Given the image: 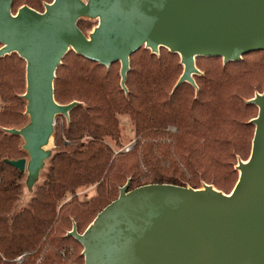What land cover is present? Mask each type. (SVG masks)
<instances>
[{"label":"water","instance_id":"95a60500","mask_svg":"<svg viewBox=\"0 0 264 264\" xmlns=\"http://www.w3.org/2000/svg\"><path fill=\"white\" fill-rule=\"evenodd\" d=\"M13 6L0 0V58L17 54L26 62L28 121L4 132L22 139L27 157L6 163L26 174L24 189L34 196L55 155L57 117L69 123L82 105L55 99L57 70L70 52L108 68L119 63L127 94L131 57L142 48L179 55L184 70L173 92L184 83L198 92V58L221 57L226 65L264 51V0H53L43 12L25 5L16 13ZM82 20L97 25L86 34ZM248 103L259 112L250 122L252 150L238 161L230 193L208 184L130 190L129 181L84 233L76 225L68 233L85 264H264V92Z\"/></svg>","mask_w":264,"mask_h":264},{"label":"trees","instance_id":"16d2710c","mask_svg":"<svg viewBox=\"0 0 264 264\" xmlns=\"http://www.w3.org/2000/svg\"><path fill=\"white\" fill-rule=\"evenodd\" d=\"M42 1L14 0L13 10L22 2L37 10ZM78 26L86 32L83 20ZM162 49L160 57L144 48L131 57L127 94L119 63L108 68L75 52L63 59L55 99L82 105L71 111L68 125L57 124L55 155L44 182L16 215L25 174L6 160L27 154L22 139L4 129L26 124L21 98L26 62L17 54L0 58V264H83V247L68 233L74 225L84 233L129 181L130 190L148 184L199 189L201 180L233 190L239 178L236 159L247 160L252 150L250 122L258 108L248 103V92L257 81L256 68H264V51L226 65L221 57L198 58V64H206L204 75L196 77L198 92L187 83L173 92L182 74L179 55ZM121 116L130 119L136 142L117 153L107 139L124 147ZM170 127L177 131L169 132ZM89 187H96V196L81 201L78 191Z\"/></svg>","mask_w":264,"mask_h":264},{"label":"rangeland","instance_id":"374dc122","mask_svg":"<svg viewBox=\"0 0 264 264\" xmlns=\"http://www.w3.org/2000/svg\"><path fill=\"white\" fill-rule=\"evenodd\" d=\"M21 1V0H20ZM22 1H26V0H22ZM53 2V0H43L42 1V3H41V5L39 4L38 5V8H37V11H39V12H43L44 10H45V4H49V3H52ZM25 5H27V6H29V4H27V2H22V3H20V4H18L16 7H15V9L13 10V13H16L17 12V10L20 8V7H22V6H25ZM29 7H31V6H29ZM32 8V7H31ZM83 22L87 25V29L85 30L86 32V34L87 33H89L92 29H93V27L94 26H96L97 25V23L96 22H93V21H88V20H83ZM162 50L163 49H161L160 50V54L159 55H157L158 57H160L161 56V54H162ZM164 50H166V49H164ZM150 51V50H149ZM151 52V51H150ZM247 56V55H246ZM245 57V56H244ZM243 57V58H244ZM243 58H241V60L243 59ZM178 61H179V64L181 65V59H180V57L178 58ZM257 61H260L261 62V64H262V61H263V59L260 57L259 59H257ZM204 65H206V64H204V62H201V64H198L197 63V67H198V69L201 71V73H202V75H204V73H203V71H202V67L204 66ZM181 67H182V74H183V70H184V68H183V66L181 65ZM260 68V67H259ZM259 68H256V78H257V81H253V87H251V90H249V96L250 97H252V99L256 96V94H258V93H260V94H262L263 92H264V68L263 69H259ZM120 70H121V66H120V64H119V68H118V74H119V77H120ZM181 74V75H182ZM201 75V76H202ZM181 77V76H180ZM197 77V76H196ZM196 77H195V81H196ZM121 79V78H120ZM196 84H197V82H196ZM23 87H24V90H23V93H25V90H26V68H25V77H24V79H23ZM197 91V90H196ZM1 107H2V103H1V100H0V109H1ZM24 112H25V101H24ZM259 113V112H258ZM258 113H257V115H256V117L258 116ZM255 117V118H256ZM26 119H25V121L27 122L28 121V118L27 117H25ZM119 119H120V122H121V128H122V141H123V148L121 149V147H117L116 145H115V143L111 140V139H107V142L112 146V149L114 150V151H116L117 153L118 152H121V151H124L127 147H129V146H133L134 144H135V142H136V138H135V134H134V132H133V128H132V125H131V122H130V119L127 117V116H121V117H119ZM252 121V120H251ZM57 124H59V125H64V124H67L68 125V122H67V120L65 119V118H63V119H60L59 121H57L56 120V126H57ZM255 127V126H254ZM168 131L169 132H176L177 131V129L176 128H174V127H170L169 129H168ZM120 148V149H119ZM54 151H55V144L53 145V148H52ZM251 155V154H250ZM27 157V155L25 156V158ZM250 157V156H249ZM249 157H248V159H249ZM247 159V160H248ZM239 160H242V161H247V160H245V159H243V158H241V157H237V159H236V162H235V164H236V166H237V164H238V161ZM49 166L50 165H48V168H47V170L49 169ZM47 170H46V172H47ZM239 173V172H238ZM25 177H26V174H25ZM43 182H44V178H43V181H40V184L36 187V190H35V193H36V191H37V189L40 187V186H42V184H43ZM204 184H208V183H206L204 180H201L200 181V186H199V188H202L203 187V185ZM208 185H214V184H208ZM188 187H191V186H189V185H187ZM124 187V186H123ZM24 189V188H23ZM96 187H89V188H82V189H80L79 191H78V198L81 200V201H87V200H89V199H91L92 197H95L96 196ZM224 192V191H223ZM231 192V191H230ZM230 192H224V193H230ZM118 196H119V193H118V195H117V198H118ZM34 197V194L32 193V192H30L29 190H27L26 189V187H25V189H24V191H23V194H22V196H21V198L19 199V201L17 202V204L15 205V207H14V211H13V214H18V213H20L21 211H23L25 208H27L28 206H29V204H30V202H31V200H32V198ZM85 232V231H84ZM82 252H83V248H82V250H81ZM82 252L80 253V255H81V257H82ZM83 264H85V261H84V258H83Z\"/></svg>","mask_w":264,"mask_h":264},{"label":"built area","instance_id":"2783aa9c","mask_svg":"<svg viewBox=\"0 0 264 264\" xmlns=\"http://www.w3.org/2000/svg\"><path fill=\"white\" fill-rule=\"evenodd\" d=\"M131 148H132V146H129V147H127V148L125 149V151H129ZM22 261H23V257H19V258L17 259V262H19V263H21Z\"/></svg>","mask_w":264,"mask_h":264},{"label":"bare ground","instance_id":"6f19581e","mask_svg":"<svg viewBox=\"0 0 264 264\" xmlns=\"http://www.w3.org/2000/svg\"><path fill=\"white\" fill-rule=\"evenodd\" d=\"M52 145V144H51ZM51 145L49 147H51Z\"/></svg>","mask_w":264,"mask_h":264}]
</instances>
